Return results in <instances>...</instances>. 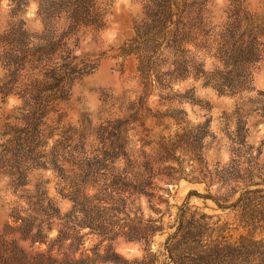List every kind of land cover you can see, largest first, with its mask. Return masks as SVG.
Wrapping results in <instances>:
<instances>
[{
    "label": "rangeland",
    "instance_id": "374dc122",
    "mask_svg": "<svg viewBox=\"0 0 264 264\" xmlns=\"http://www.w3.org/2000/svg\"><path fill=\"white\" fill-rule=\"evenodd\" d=\"M249 172H264V0H0V264H264V209L204 197L261 188ZM135 173L158 188L131 207L140 241L99 220L52 243L62 194ZM185 201L229 255L184 253Z\"/></svg>",
    "mask_w": 264,
    "mask_h": 264
},
{
    "label": "trees",
    "instance_id": "16d2710c",
    "mask_svg": "<svg viewBox=\"0 0 264 264\" xmlns=\"http://www.w3.org/2000/svg\"><path fill=\"white\" fill-rule=\"evenodd\" d=\"M111 173H114L113 177L118 180V183L120 181L128 180V175L130 174L126 169L115 170L113 168ZM247 178L249 180L246 187L259 186L261 188L243 191L232 203H229L232 194L228 192L219 197H214L209 194L204 197L211 199L221 211H234L236 208H240L243 212L258 211L261 213L262 209H264V195H261L264 193V172H249ZM151 179L152 176L149 173H135L133 182L127 181L128 183L120 185L119 188L118 185L114 186L113 184L103 186L99 192L100 196L98 194L86 196L81 194L79 189L70 190L67 194H62L72 202V208L63 216H60L58 212H55L51 216V219H54L52 223L57 230V236L53 239L52 243L59 241L62 242L68 236L69 231H75L77 227L81 230L87 227L83 225H88L89 227L92 223L99 220L104 224L102 230L106 231V233L113 234L110 240L115 239L117 236H123L127 241H140V238L135 234L137 229L131 226L134 219H130L129 214L131 213V207L135 205V202L141 196L149 198H154L156 196L154 191L158 188L152 186ZM223 185H225V182ZM208 186L209 184L207 185V188ZM189 196L190 193L188 194L187 199ZM89 204H92V206L88 210H85V207ZM136 207L138 208L137 210L140 211L139 206ZM78 219L87 222H84V224L74 223V221ZM175 219L177 222V228L173 236L176 234L180 236V246L185 254H194V252L200 248L204 249L201 251L202 254H210V256L213 253L217 254V252L219 254L229 255L232 248H235L232 244H216L215 242L208 241L202 245L201 242L204 235H207V232H212L215 229L207 228L206 220L209 219V217L199 215L196 211L191 212L188 208L187 201L178 208ZM70 223H73V225L69 226ZM52 227L53 226L51 225L48 229L51 230ZM125 228H127V230H124ZM39 233L40 230H38L37 236L34 238L33 242H43L42 238H39L38 236ZM254 244L258 245L259 248H263L264 251V241ZM241 247L243 248V251L249 253V249L244 243L241 244ZM108 248H110V245H108ZM170 259L174 262L173 258L170 257Z\"/></svg>",
    "mask_w": 264,
    "mask_h": 264
}]
</instances>
